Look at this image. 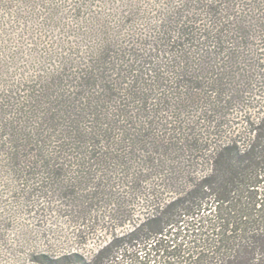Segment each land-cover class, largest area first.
I'll use <instances>...</instances> for the list:
<instances>
[{"label":"trees","instance_id":"trees-1","mask_svg":"<svg viewBox=\"0 0 264 264\" xmlns=\"http://www.w3.org/2000/svg\"><path fill=\"white\" fill-rule=\"evenodd\" d=\"M259 42L264 0H0V204L112 230L31 263L264 264Z\"/></svg>","mask_w":264,"mask_h":264},{"label":"rangeland","instance_id":"rangeland-1","mask_svg":"<svg viewBox=\"0 0 264 264\" xmlns=\"http://www.w3.org/2000/svg\"><path fill=\"white\" fill-rule=\"evenodd\" d=\"M260 43V42H259ZM256 45H260L258 48ZM254 54L256 62H260L261 75L257 84L258 88L254 87L251 97L255 94H262L264 92V44L254 43ZM259 49L260 51H257ZM259 99V98H258ZM264 105V104H263ZM253 106V104H252ZM206 108L207 105L201 103L198 107L187 108V114L180 118L183 120L190 119V127L198 126V129L208 127L206 118L200 116L197 110ZM260 106L256 105V110L251 111L252 116L258 115ZM250 112V111H249ZM248 116H240V113L235 112V115L229 118L231 124L236 129L243 125V120ZM239 116V117H238ZM229 120H227L229 122ZM234 123V124H233ZM31 193L35 194L32 190ZM51 192V191H49ZM47 193V192H46ZM30 196V194H28ZM31 202L27 204H12L7 207V200L3 198L0 204V215L4 222L0 226V264H32L30 261L33 253L47 252L54 255L63 254L66 252H80L86 255H91L96 251L100 245L109 240L110 231L101 230V226L105 224L108 226L107 218L95 219L96 214H92V220L89 223L90 229L83 235H77L76 228L83 221L79 213H74L72 207H68V201L63 200L61 193L42 194L37 193L31 195ZM17 206H20L18 208ZM11 212L13 217H9ZM15 212V213H14ZM101 223V224H99ZM93 224V226H92ZM97 224H99L97 228ZM98 229V230H96ZM105 229V228H104ZM127 227L118 228V231H126Z\"/></svg>","mask_w":264,"mask_h":264}]
</instances>
